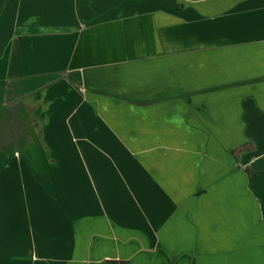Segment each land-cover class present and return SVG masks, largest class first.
<instances>
[{"label":"crops","instance_id":"crops-1","mask_svg":"<svg viewBox=\"0 0 264 264\" xmlns=\"http://www.w3.org/2000/svg\"><path fill=\"white\" fill-rule=\"evenodd\" d=\"M255 129L264 0H0V264H264Z\"/></svg>","mask_w":264,"mask_h":264},{"label":"rangeland","instance_id":"rangeland-1","mask_svg":"<svg viewBox=\"0 0 264 264\" xmlns=\"http://www.w3.org/2000/svg\"><path fill=\"white\" fill-rule=\"evenodd\" d=\"M254 134H255V140L258 142L261 138L264 137V129H255ZM258 150H259V146L257 148V152ZM241 152H242V149H241Z\"/></svg>","mask_w":264,"mask_h":264}]
</instances>
